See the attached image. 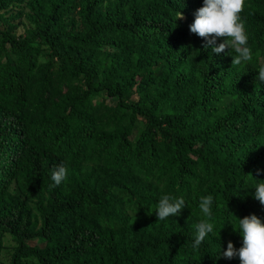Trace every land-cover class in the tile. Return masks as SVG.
Returning <instances> with one entry per match:
<instances>
[{
  "label": "trees",
  "instance_id": "obj_1",
  "mask_svg": "<svg viewBox=\"0 0 264 264\" xmlns=\"http://www.w3.org/2000/svg\"><path fill=\"white\" fill-rule=\"evenodd\" d=\"M203 3L0 0V264L8 246V264H240L220 254L237 217L264 221V0L240 65L190 32ZM163 195L181 215L158 220Z\"/></svg>",
  "mask_w": 264,
  "mask_h": 264
},
{
  "label": "clouds",
  "instance_id": "obj_2",
  "mask_svg": "<svg viewBox=\"0 0 264 264\" xmlns=\"http://www.w3.org/2000/svg\"><path fill=\"white\" fill-rule=\"evenodd\" d=\"M246 7V0H204L203 6L195 14V20L190 25V32L206 40L205 48H211L215 53H224L226 50L234 51L236 55L233 65L250 63L254 60L253 50L249 44L250 35L246 28V20L241 13ZM184 19V13L177 16V20ZM221 41L217 43V41ZM258 56L259 53H256ZM264 82V64L258 69V77ZM250 175L255 176L252 173ZM53 184L56 187L68 179V169L61 164L51 174ZM255 198L264 204V182L256 183ZM214 197L209 194L199 199V209L203 219L196 224V235L192 247L198 249L206 237L214 232L213 222ZM187 206L185 199L171 195H163L155 208V214L159 221L177 217ZM152 213V212H151ZM149 213V214H151ZM237 217V216H236ZM235 231L243 236V245L239 249L232 241L228 242L227 249L220 256L227 259L239 257L240 264H264V221L256 214L237 217L232 224ZM219 258V257H218Z\"/></svg>",
  "mask_w": 264,
  "mask_h": 264
},
{
  "label": "rangeland",
  "instance_id": "obj_3",
  "mask_svg": "<svg viewBox=\"0 0 264 264\" xmlns=\"http://www.w3.org/2000/svg\"><path fill=\"white\" fill-rule=\"evenodd\" d=\"M17 34L21 33L22 32V28L19 27L17 30H16ZM10 244V240L7 239L6 240V244ZM31 244H34L35 241H31L30 242ZM12 251V248L10 246H8L7 248H5L3 250V255H2V259H1V264H8L9 263V258H10V252ZM29 264H36L35 262H30Z\"/></svg>",
  "mask_w": 264,
  "mask_h": 264
}]
</instances>
